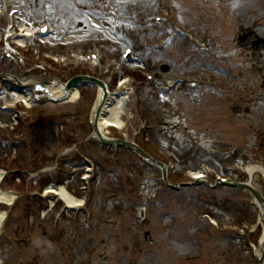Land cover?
I'll return each mask as SVG.
<instances>
[{
    "label": "rangeland",
    "instance_id": "1",
    "mask_svg": "<svg viewBox=\"0 0 264 264\" xmlns=\"http://www.w3.org/2000/svg\"><path fill=\"white\" fill-rule=\"evenodd\" d=\"M198 1L205 4L202 8L203 10L201 9L202 13H199ZM27 2H32L35 6L37 5L36 10L34 9L32 12L29 10L22 11L20 15H23V17L19 16L16 21L18 27L22 26V24L27 26H31L32 24L41 25L43 22L50 21L53 26L57 28V35L54 38L42 42V46L39 43L31 46L33 49L36 48V46L42 48V53L46 55V57H42V60H45L48 65L59 64L53 61V57L56 54H61L60 56H63V60L65 61L72 59L69 47L62 48L60 51L57 50L56 41H62L61 38H67L68 43L73 44L71 46H78L81 45V43L83 44V42L87 43L89 40L93 39L106 41L108 44L106 54L115 57L116 61L119 63H121L119 55L125 46L128 47L132 44L136 49L142 51L145 49L146 43L151 41L143 34L144 31L136 28H148L145 26V17L143 16L150 14V7L154 0H107L100 2L94 0H9V8H28V4L26 5ZM173 2L178 10L177 19L175 17L178 23L191 25L195 29L207 27V25H226L227 28H224L226 33L222 34V40L214 37L209 31V26L206 28L207 31L205 34L209 39L214 37L215 39L213 42L219 43L218 45H220V47L222 45L224 48L230 51L232 50L234 54H242V52L236 50L231 37L233 33L229 28H233L235 22L239 20L246 22V15L243 13L245 10L251 12V19L248 20L249 26H253L254 20L258 19L260 21H258L257 24L254 23V25L257 26V28H264V0H223V3H212L208 0H173ZM44 6L49 7L44 8ZM235 7L243 11L238 14H233L234 11L231 12L230 10H235ZM226 10L228 12H226ZM211 18H213V21L210 23L209 21ZM204 24L206 25L204 26ZM0 26H6L5 17H0ZM169 27H171L170 24ZM145 32H147L146 29ZM259 34L264 35V32H259ZM172 45L177 46H174L176 53L173 61L168 58V51L171 49ZM192 51H194V49L177 38L174 44L170 43L166 47L164 52L160 54L151 53L147 59H144L142 66H152L155 68L156 64L166 62L171 66V72L172 70L178 69L184 73H186V71H193L186 70L192 67L188 58ZM29 52L32 54V51ZM177 53L179 57H176ZM243 55L250 58L247 53ZM138 57L142 58L139 54ZM4 62V65H7L5 67H3L4 65L0 66V71L6 67L10 66L12 68L13 66L16 74L24 77L22 79L23 81H53L50 74L44 71H42V74L39 73L40 71H37L34 65L28 62L27 56L6 60ZM80 63L84 62L80 61ZM122 63L121 79L128 72H132L131 67H135V70L139 69L137 65H128V63L125 62ZM11 74H13L12 71ZM6 83L7 82L4 84ZM133 84L136 85L135 82H133ZM140 89L141 88H136L134 94H129L128 98L123 101L120 115L123 127L120 130H110L108 131L109 134L106 135L108 137L118 135L123 138H125L126 135L130 136L135 129L136 119L145 118L148 122L150 121L151 124L159 121L161 128L158 129V131L165 129L159 132L162 136L158 134L159 137L156 138L154 133L148 134L149 139L154 141L157 140L163 146L162 148L170 150V152H173L175 149L174 155L176 158L181 156L182 160L187 159L194 161V170H196L202 159H196L194 156L186 155L185 149L181 147L182 143L190 146L194 143L195 134L200 130L218 127L219 123L217 117L220 116L223 125L232 122H235L237 125L239 124V126H234L236 133H238V144L236 143L233 145L246 146L250 137L245 132L242 124H246V121L257 124L259 119L264 115L263 111H261L262 104L258 105L255 102L252 107L251 116L246 117V115H242L239 119L230 117L227 108L234 104L233 98L223 101L213 97L209 91L199 92L200 90L189 93L190 100H188V102L190 108L181 107L176 104L177 101L183 98V94L178 93L170 94L156 102L154 106L150 101L152 100L155 102L156 99L152 98L150 91H140ZM79 92H81L82 98L77 104L75 103V105L47 104L41 108L34 105L26 114L22 115L23 118H21V120H23V122L29 123L34 120L38 121L35 126L28 128L23 127L20 129V134L26 137L25 144L16 147V154L21 158V162L32 161L29 153L34 151L35 146L42 148L43 162V156L47 155L50 149H56L60 145L58 137L62 132H68L69 135L74 137V140L79 141L85 139L86 136L84 137V134L81 133L86 131L90 126L91 112L98 91L90 86H82ZM4 96L5 93H2V95L0 94V103L6 102V100H3ZM6 98L8 102H13V98ZM219 101H221V104L218 111L210 113L207 105H212L214 102L217 104ZM137 102L139 105H142L143 108L137 107ZM203 104L205 106H203ZM63 113L68 114L66 115L68 117L66 128L64 127L61 129L55 127V129H47L45 132L39 134L41 128L38 126L39 120ZM150 115H153L154 118L150 117ZM222 127L226 128L225 126ZM74 130H76L77 133H74ZM89 139H91V141L85 146V150L82 151L89 155H94L98 159L102 174L94 185L96 186V190L104 191L98 192L94 202L96 211L98 212V216H96L97 228L91 232H81L78 229L77 222L73 223L72 220L69 224L65 225V231L62 233L66 234L67 232L68 235L83 237L82 240H78L79 247L82 249L80 254L82 258L85 256V253L89 252L90 248L96 244L94 243L96 240L97 242L99 240L109 241L105 243V247L100 246L98 250L95 249L97 253L94 254L106 256V258H108L107 264H113V259L117 257L115 253L118 250H129L131 245H135L134 241L137 242L138 239L141 240L140 232L137 233L135 229L129 227L130 213L134 212V210H131V202H128L132 197L130 190H135L134 185L141 183L146 177L157 175L159 172L157 169L145 166L142 163H138L140 168H134L131 165L134 157L124 150H119L117 152L115 162L107 161L106 158H108L110 151L107 152L104 148H100V146L92 140L93 138ZM177 148H180L182 153L179 152ZM5 150H7V155L13 153L9 145L0 141V153ZM2 157H5V155ZM35 161L38 163L37 160ZM210 164L208 165L211 168L218 170L217 166H215V162ZM181 165L184 166L183 163ZM244 181L254 185L259 192L264 193V176L262 174L255 173ZM122 185H125L128 189L126 201L119 205L110 204L108 208L110 217L107 218L106 215L104 217L102 213H100L102 210L100 198L102 195L109 192H117ZM40 186L42 188V184L39 182L35 188L38 189ZM158 187L159 185L151 184L150 190H156ZM189 192L192 193L193 196L187 193L186 195H180V199L174 200L171 198L167 199L164 197V194L159 195L158 203L153 207L159 214L165 211L168 215L165 220L166 224H168L170 220H178L180 223L183 221L181 232L178 234L179 236L191 233L196 225L198 215L203 213H212L223 223L253 221L254 210H243L240 207L242 202H251V195L246 191H241L239 197L237 191L229 190L228 188H218L215 191H207V188L202 187L199 189H192ZM135 195L137 198V194ZM196 196H200L201 199L197 201ZM231 199L234 200L231 201ZM236 201L239 203L236 204ZM182 202H185V205L189 202L191 207L186 206L182 208ZM39 205L40 203L36 204L32 199L26 197L16 203L13 210V217L9 220L8 232L12 239L21 238L20 236H33L36 240H41V242H36V245L30 248L29 246H18L13 241L8 242L4 239H0L1 264H40L39 256H42L41 251H47L48 249L47 246L42 248V245H47L49 242L48 240L42 242L41 239L44 224L47 227L45 230L48 229V219L45 218L42 220V208L41 205ZM152 215L154 216L153 213ZM17 217H20V219L18 220ZM154 221L155 218L148 228L152 229ZM148 228L145 230H149ZM104 229L108 234V238L106 234H104ZM153 233L156 235L157 239V243L152 250L154 253L152 254L151 252V254L142 255L141 262L142 264H157L162 261L166 264L171 253L166 251L164 241L160 240V234L162 236H167L166 239H171L172 234H170L171 232L163 234L165 232L162 230L160 232L158 229ZM262 234L263 229L259 226L257 232L250 235V239L253 240V238L257 236L256 239L259 240ZM205 238L206 248H208L207 262L205 264H256L253 258V252L256 247H253L254 249L252 252L241 253L239 250L236 251L234 249L236 242L233 241L232 243L226 241L224 239L226 236L220 237L213 233H209V236ZM186 246V244L179 245L177 247L179 253H183L182 250L186 249ZM240 248L246 247L242 245ZM36 250L39 251L37 255L33 253ZM157 253L161 254L160 258L155 257ZM167 255L169 256L166 257ZM34 258H36L35 261H33ZM95 263L100 264L99 262Z\"/></svg>",
    "mask_w": 264,
    "mask_h": 264
},
{
    "label": "bare ground",
    "instance_id": "2",
    "mask_svg": "<svg viewBox=\"0 0 264 264\" xmlns=\"http://www.w3.org/2000/svg\"><path fill=\"white\" fill-rule=\"evenodd\" d=\"M77 98H78V93H76V92L71 93L70 98H69V102L74 103L77 100ZM16 99H23L22 101L26 100L25 97H19V96H17ZM120 106H121V104H118V105H110V103L106 104V107H105L104 111L102 112V114L100 115V119L98 120L99 121V127L101 130L104 128H107L108 126H114V127L120 126V122L118 119L119 112H120ZM252 171H253V169L248 171L249 174ZM59 194L63 198L65 197L64 194H62V192L60 193V191H59ZM0 200L3 202H6V201L10 200V197L9 196H3L0 194ZM0 219L1 220L4 219L3 215H1V214H0Z\"/></svg>",
    "mask_w": 264,
    "mask_h": 264
},
{
    "label": "water",
    "instance_id": "3",
    "mask_svg": "<svg viewBox=\"0 0 264 264\" xmlns=\"http://www.w3.org/2000/svg\"><path fill=\"white\" fill-rule=\"evenodd\" d=\"M84 81H86V79H85ZM92 82H94V83L97 84V82H95V81H92ZM73 85H74V82L69 83V85L66 86V90L70 89ZM102 91H103L104 96H105L106 92H105V90H104L103 88H102ZM103 102H104V97H103V99H102V102H100V104H99V106H98V108H97V110H96V113L98 112V109H100V107H101V105L103 104ZM104 142H105V141H104ZM105 143H112V144H118V145H119L120 142H105ZM122 145H124V144H122ZM126 146H127V145H126ZM135 151L138 152L140 155H142L141 152L138 151L137 149H135ZM263 248H264V245H263Z\"/></svg>",
    "mask_w": 264,
    "mask_h": 264
},
{
    "label": "flooded vegetation",
    "instance_id": "4",
    "mask_svg": "<svg viewBox=\"0 0 264 264\" xmlns=\"http://www.w3.org/2000/svg\"><path fill=\"white\" fill-rule=\"evenodd\" d=\"M222 28H225L224 26H222ZM238 28V27H237Z\"/></svg>",
    "mask_w": 264,
    "mask_h": 264
}]
</instances>
